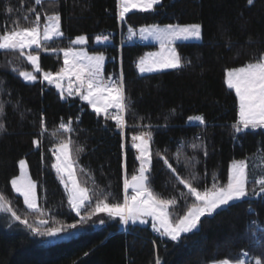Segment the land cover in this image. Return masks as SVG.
<instances>
[{"label": "trees", "instance_id": "16d2710c", "mask_svg": "<svg viewBox=\"0 0 264 264\" xmlns=\"http://www.w3.org/2000/svg\"><path fill=\"white\" fill-rule=\"evenodd\" d=\"M6 6L14 11L6 13ZM33 7L49 14L59 11L65 33L63 38L48 42V52L41 51V69L58 71L63 66V56L52 49L66 48L71 39L85 35L89 50L106 56V76L123 72L129 108L125 113L126 130L118 134L115 121L105 120L103 114H96L80 98L61 99L54 86L41 82L42 73L37 74V82L23 81L13 73L12 66L33 71L30 63L16 53L0 52V80L4 82L0 87L5 90L0 99L11 101L0 117L7 127V132L0 134V195L22 217L27 215L29 222L48 219L50 225L80 219L70 208L52 167L53 150L60 140L72 141L71 157H78L77 178L82 187L92 192V200L107 195L109 203L122 202L123 179L125 175L130 179L138 174L139 168V161L134 159L138 153L129 146L130 137L137 129L144 130V125L152 126L153 137L149 184L163 198H176L177 203L169 207L173 219L186 213L194 197L163 166L157 151L184 176L183 166L177 165L174 157L178 150L181 159L183 154L193 155L189 145L199 134L207 149L206 157L202 150L194 153L200 160L195 170L203 177L196 185L201 190L205 184L210 186L213 174L226 184L234 159L260 158L264 175V151H257L264 149V129H249L233 140L230 126L238 119L239 106L235 92L226 85L227 69L243 66L264 50V0H254L252 5L247 0H162V6L153 11L127 14L125 22L119 20L118 0H42V6H36L33 0H0V25H11L20 19L21 26H26L21 17ZM41 19L43 22V16ZM177 23L202 24L200 41L176 44L182 59L191 60V65L141 75L137 64L151 45L124 47L120 55L116 34L119 27L127 34L129 26L139 29ZM103 32L110 34L112 41L97 45L96 37ZM8 60H12V66ZM17 103L18 107H14ZM41 116L48 129L43 135ZM195 116L204 117V126L189 123V117ZM62 118L64 122L71 120L75 131L59 130ZM35 140L40 141L39 147ZM81 147L84 150L77 153ZM21 159L27 161L37 183L44 216L27 210L11 187L10 180L20 173ZM249 207L255 214L249 212ZM85 211L82 209L81 215ZM7 217L0 213V264H155L157 257L162 264H213L221 258H236L242 252L249 253L250 262L253 257L264 260V245L254 242L256 231L249 226L252 221L264 228V196L257 201L232 202L226 210L218 209L212 216L203 217L199 230L187 234L178 244L161 235L154 236L151 227L136 225L124 231L119 219L109 217L98 227L95 225L99 221L92 218L75 237L51 242L33 236L19 222L10 221L12 227H6Z\"/></svg>", "mask_w": 264, "mask_h": 264}, {"label": "snow or ice", "instance_id": "6c2138e0", "mask_svg": "<svg viewBox=\"0 0 264 264\" xmlns=\"http://www.w3.org/2000/svg\"><path fill=\"white\" fill-rule=\"evenodd\" d=\"M253 2L254 0H247L248 5H252ZM33 3L36 6H42V0H33ZM156 6H162V0H118L119 20L125 22L126 15L133 9L148 12L155 10ZM13 11V8L5 7L6 13L11 14ZM21 18L26 22V26H21L20 19L13 20L11 25L7 23L0 25V52L16 53L18 57L26 59L34 71L20 70L12 66V60H8L7 64L12 66L13 73L18 74L23 81L36 82L37 73L42 71L40 66L41 51L48 52V42L65 35L61 30V14L59 11H54L51 14L46 10L36 11L33 7L29 8ZM127 30L129 38H131L135 34L133 28L129 26ZM139 35L144 39L154 38L159 42L161 48L160 52H150L139 60L137 67L141 73L163 69H181L186 64L191 65L192 62L183 60L172 45L177 40H201L202 24L177 23L167 24L164 27L158 24L146 25L140 27ZM86 40L85 35H80L69 41V47L52 49L53 52L63 53V66L54 73L43 71L41 82L46 81L49 85H54L59 91L61 99L67 100L68 97L78 96L81 100L86 101L96 114H103L105 120L115 121L118 134L123 135L127 126L125 113L129 108L123 72L116 74L115 78L111 76L106 78L104 76L105 55L103 53L89 55L82 48L76 47L86 44ZM96 40L98 43L101 42V37L97 36ZM102 40L108 42L109 36L104 35ZM73 80L76 85L75 89L72 87ZM64 81L68 82L67 88H65ZM3 83V80H0V85ZM226 85L228 89L235 91V95L239 99V119L230 126L233 130L231 134L233 140H238L240 135L246 134L249 129L253 131L264 129V50H261L258 56L243 66L227 69ZM4 93L5 90L0 87V96ZM8 103L11 101L0 99V117L5 115V106ZM14 107H18V103ZM110 109H115V112H110ZM172 112L174 113L175 109ZM193 119L200 125L205 124L203 116L189 117V121ZM77 122H79V117H77ZM40 125V135H43L48 131L43 116H41ZM134 127L137 126L134 125ZM151 127V125H144V130L130 137L129 146L138 153L134 159L139 161V168L138 174H133L130 179L125 175L122 202L109 203L107 195L93 201L89 195L90 190L77 182L73 166L77 163L78 157L73 159L70 156L72 141L60 140L58 149L53 150L56 163L52 167L55 168L68 192L70 208L75 210L76 216L80 219L69 224L55 222L54 225H50L48 219L29 222L27 215L22 217L13 209L4 195H0V213L8 214L5 226L11 228L10 221H16L33 236L53 241L74 230L79 231L93 216L106 213L110 218H120L125 225L129 221L148 224L150 218L151 227L156 232L178 244L186 234L198 230L202 217L212 216L218 209L226 210L232 202L264 194V175L258 174L255 164L250 169L247 158L234 159L231 162L226 184H220L217 176L213 174L210 188L206 184L203 186V190L196 186L203 177L195 170L200 160L194 153L197 150H202L203 155L207 156L206 146L198 134L189 145L193 155L183 154V159H181L182 153L178 150L174 157L175 163L183 166L186 173L184 176L178 174V169L173 166V163H170L159 151L156 152V156L163 166L174 175L179 184L187 188L190 196L194 197V201L187 207L186 213L173 219L169 207L177 203L176 198H163L154 192L149 184L153 160ZM59 130L69 133L75 131L71 120L64 122L63 118L59 124ZM5 132H7V127L3 119H0V134ZM196 141H200V143ZM34 144L39 147L40 141L35 140ZM83 150L81 147L77 149V153ZM257 151H264V149ZM25 164V160H19L20 174L10 180L11 187L19 194V197L23 198V204L27 206V210L33 214L44 216V211L37 204L36 184L27 179L24 172ZM250 184L252 185L251 189L249 188ZM257 185L259 186L258 190ZM129 190H131V194H129ZM82 209L86 210L84 215H81ZM249 212L255 214L251 207H249ZM99 223L103 224L104 220L101 219ZM249 226L256 231L254 242L264 245V228L257 227L252 221L249 222ZM248 255V252H242L236 258H221L215 260L213 264H264V260L256 257H253L251 262L246 260L244 257ZM155 264H162L159 257L156 258Z\"/></svg>", "mask_w": 264, "mask_h": 264}, {"label": "rangeland", "instance_id": "374dc122", "mask_svg": "<svg viewBox=\"0 0 264 264\" xmlns=\"http://www.w3.org/2000/svg\"><path fill=\"white\" fill-rule=\"evenodd\" d=\"M132 12H144V11H141V10H138V9H133L132 11H130L129 13H132ZM128 13V14H129ZM121 22V21H120ZM161 27H164V26H161ZM140 29V28H139ZM139 29H133L134 30V33L136 34V35H139ZM62 30V29H61ZM103 33H105V32H103ZM103 33H101L100 34V36L99 37H101V43H103V44H108V43H110L111 41H112V37H111V35L110 34H107L106 33V35H108L109 36V41L108 42H104L103 40H102V37H103ZM117 35H118V37H117V45H118V48L120 49V55H121V53H122V49L124 48V47H133L134 45H140V44H143L145 41H144V38H142V37H140V39L142 40V43H138L137 41H133V39H135V34L134 35H132L131 36V38H129V33H127V34H124L123 32H122V29H121V27H119V31H118V33H116ZM61 38H63V37H57V38H54L53 40H57V39H61ZM87 38V37H86ZM52 40V41H53ZM147 42H146V44H149L148 46H150L151 45V48L144 54V56H142V57H146L147 56V54L148 53H158V52H160L161 51V48H160V44H159V42L157 41V40H155L154 38H152V37H148L147 39H145ZM196 41H200V40H189V41H183V40H177L173 45H172V47H174L176 50H177V46H176V44L177 43H182V42H196ZM51 42V41H50ZM131 42H136L135 44L134 43H131ZM131 43V45L129 46L128 44H130ZM97 45H99V43H97ZM155 45H157V48H152V46H155ZM70 46V45H69ZM68 46V47H69ZM77 48H82L84 51H86L89 55L91 54V55H95V54H100V53H93V52H91L90 50H89V40H88V38H87V40H86V44H84V45H77L76 46ZM67 48V47H66ZM178 51V50H177ZM179 53V52H178ZM61 54H62V56H63V53L61 52ZM106 57V56H105ZM141 57V58H142ZM120 61L122 62V59L120 58ZM106 63H107V59H106V62H105V64H104V69H105V65H106ZM40 66H41V63H40ZM137 69H138V67H137ZM171 70H175V69H163V70H154V71H146V72H143V73H141L140 71H139V69H138V72L141 74V75H148V74H154V73H158V72H164V71H171ZM33 71H34V69H33ZM41 73H43V70L41 71ZM54 73V72H53ZM38 74V73H37ZM104 76L107 78V77H109V76H111V77H115L116 75L115 74H110L109 76H106L105 75V73H104ZM39 80V78L37 79V81ZM40 80H42V75H41V78H40ZM36 81V82H37ZM45 83H47L46 81H44ZM27 83H34V82H27ZM64 83V85H65V88H67V86H68V82L67 81H64L63 82ZM48 84V83H47ZM51 86H54V85H51ZM75 81L73 80V84H72V87H73V89H75ZM234 91V90H233ZM235 92V91H234ZM72 97H75V98H78V96L76 97V96H72ZM237 100H238V106H239V99H238V97H237ZM83 101V100H82ZM84 103H86V104H88L86 101H83ZM89 105V104H88ZM90 106V105H89ZM90 108L92 109V107L90 106ZM93 110V109H92ZM94 111V110H93ZM110 112H115V110H110ZM195 117H197V116H195ZM195 117H192V118H195ZM238 119H239V114H238ZM238 119H237V121H238ZM195 122H197V121H195V119H193L192 121H189V123H195ZM200 125V124H199ZM201 126H204V125H201ZM124 130H126V128L124 129ZM139 130V131H138ZM135 131V130H134ZM140 132V129H137V131H135V132H133L131 135H133V134H138ZM58 149V146L54 149V150H57ZM53 156H54V160H55V163H56V159H55V154L53 153ZM70 156H71V152H70ZM25 160V159H24ZM26 161V160H25ZM248 162H249V165H250V169H251V166L253 165V164H255L256 165V167H257V169H258V174L259 175H261V173H262V165H261V161H260V158H258V157H254V158H251V159H249L248 160ZM54 163V164H55ZM74 170H75V172H76V168H75V164H74ZM24 172H25V174H26V177H27V179H30L31 181H33L35 184H36V193H37V204H38V206H39V196H38V186H37V183H36V181L33 179V177H32V175H31V171H30V168H29V165H28V163H27V161H26V164H25V166H24ZM20 174V173H19ZM18 176V175H17ZM59 176V175H58ZM16 177V176H15ZM14 177V178H15ZM76 178H77V175H76ZM61 181V180H60ZM77 182L79 183V180H78V178H77ZM220 184H222L220 181H218ZM62 183V182H61ZM80 184V183H79ZM62 185H63V188H64V190H65V192H66V194H67V197H68V192H67V190L65 189V187H64V184L62 183ZM81 185V184H80ZM211 185H212V180H211V182H210V186H209V188L211 187ZM13 191H14V193L16 194V195H18L19 196V194L18 193H16L15 192V190L13 189ZM129 194H131V192H130V190H129ZM89 195H90V197L92 198V192L90 191L89 192ZM22 198V197H21ZM23 199V198H22ZM26 206V205H25ZM26 208H27V206H26ZM74 212H75V210H73ZM82 211V210H81ZM170 212V211H169ZM171 215V214H170ZM207 216V215H206ZM108 216H107V214L106 213H99V214H97V215H95V216H93L91 219L92 220H97V221H100L101 219H104V218H107ZM205 217V216H204ZM110 218V217H109ZM203 218V217H202ZM201 218V219H202ZM112 220H115V219H119L120 220V218H118V217H113V218H111ZM120 222H121V227L123 228V230L124 231H128L129 230V228H131V227H134V226H136V225H139V226H142V227H151V224H152V221H151V219L149 218V223L148 224H142V223H140L139 221H137L136 223H132L131 221H129V223L127 224V225H125L121 220H120ZM96 227H98V226H100V223L98 224V225H95ZM199 228H200V225L198 226V230H199ZM81 229V228H80ZM80 229H79V231H72L70 234H65V235H63L60 239H58V240H53V241H51V242H54V241H62V240H67V239H71V238H73V237H75L76 235H78L79 233H80ZM151 229L154 231V236H158V235H156V231L151 227ZM198 230H194V232L195 231H198ZM159 235H161L160 233H159ZM187 235V234H186ZM167 238V237H166ZM167 239H169V238H167Z\"/></svg>", "mask_w": 264, "mask_h": 264}, {"label": "built area", "instance_id": "2783aa9c", "mask_svg": "<svg viewBox=\"0 0 264 264\" xmlns=\"http://www.w3.org/2000/svg\"><path fill=\"white\" fill-rule=\"evenodd\" d=\"M104 35H106V33H103V36H104ZM135 35H136V34H135ZM134 41H137L138 43H142V40L140 39L139 35H136V39H135ZM131 43H134V44H135L136 42H131ZM131 43L128 44V45L130 46ZM113 78H115V77H113ZM182 141H183V140H182ZM183 143H184V141H183ZM183 143H180V145L182 146Z\"/></svg>", "mask_w": 264, "mask_h": 264}, {"label": "water", "instance_id": "95a60500", "mask_svg": "<svg viewBox=\"0 0 264 264\" xmlns=\"http://www.w3.org/2000/svg\"><path fill=\"white\" fill-rule=\"evenodd\" d=\"M263 196H264V194H261V195L258 196V197H251L250 199H249V198H245V199H243V200H244V201H257V200H260Z\"/></svg>", "mask_w": 264, "mask_h": 264}, {"label": "crops", "instance_id": "0c3cea01", "mask_svg": "<svg viewBox=\"0 0 264 264\" xmlns=\"http://www.w3.org/2000/svg\"><path fill=\"white\" fill-rule=\"evenodd\" d=\"M144 41H145V44H146V40L144 39ZM156 46V48H157V45H155ZM91 55V54H90ZM105 62H106V59H105ZM77 97V96H76ZM79 98V97H78ZM91 106V105H90ZM110 110H115V109H110ZM191 124H193V125H195V124H199L198 122H195V123H191Z\"/></svg>", "mask_w": 264, "mask_h": 264}]
</instances>
